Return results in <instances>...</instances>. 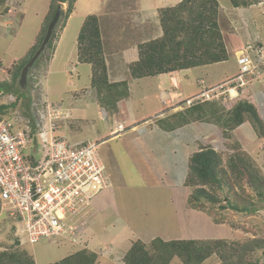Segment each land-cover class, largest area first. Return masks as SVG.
<instances>
[{
  "label": "rangeland",
  "instance_id": "obj_1",
  "mask_svg": "<svg viewBox=\"0 0 264 264\" xmlns=\"http://www.w3.org/2000/svg\"><path fill=\"white\" fill-rule=\"evenodd\" d=\"M178 1L77 0L64 33L61 31L64 21L62 15L68 3H62L63 12L55 32L58 35L63 33V36L53 66L50 68L52 59L47 61L46 67L44 65L47 48L29 70L27 84L19 85L18 78V90L1 92L0 104L16 102L8 111L6 119L13 120L17 129L29 131L30 134L35 125L37 136H30L29 150L42 145L40 133L47 132L50 127L47 121H51L59 126L55 134H65L68 139L75 135L78 141L99 143L98 151L108 165L113 184H124L117 194L113 191L115 196H112L111 202L109 196L106 198V208L101 215L96 214L93 205L88 207L90 220L76 243L68 241L66 244H56L43 240L30 244L24 233L20 238L19 225L6 208L0 205V251L12 247L18 237L20 247L26 248L33 255L36 264L58 261L83 246L100 254L96 264H126L123 257L135 240L141 239L149 244L159 236L165 240L226 239L229 243L238 244L260 240L264 245V210L248 215L233 214V211L228 210L227 218L233 219V222L218 226L212 214L188 205L187 198L192 189L184 186L189 157L208 145L221 152L226 160L237 149L236 144L240 143L241 149L252 157L264 174V138L257 136L249 119L234 129L231 137L224 136L223 128L214 122L197 121L172 132L160 127V120H156L188 108L185 104L186 108H181L182 105L176 103V108L172 106L170 110V104L161 103L162 94L168 92L172 101L191 97L199 91L198 79H204L209 85L218 84L239 71L236 52L244 48L243 42H250L258 36L264 45V0L260 1L261 4H253L249 11L233 8L230 0H219L223 8L219 22L229 59L213 65L185 69L187 73H180L182 82L178 81L180 90L174 91L170 87L164 89L165 85H169L168 76L164 75V78L156 75L136 80L130 77L129 65L138 58L137 45L161 33L156 7L176 5ZM6 4L8 11L2 13L0 8V67L4 70L0 71V81H11L14 65L33 46L50 11V0H7ZM89 14L100 16L111 80L125 78L132 81V97L120 102L123 111L119 112L120 117L107 113L98 105L96 91L91 85L92 67L77 59V37ZM252 44H255V40ZM41 57L44 62L42 67H38L36 64ZM164 95L163 98L169 99ZM241 98L256 103L264 120V69L258 82L239 95L238 99ZM53 107L61 112L53 113ZM127 117L129 119L123 123L126 129L119 134L114 128L116 120ZM127 123L140 125V130H133ZM144 127L152 133L156 129V133L161 130V133L172 132L175 135L176 139L168 147L167 156L160 154L161 143V147L151 143L148 148L141 144V151L147 157L142 156L139 149L141 140L133 135L139 133L142 138ZM160 181L165 185L163 190ZM215 216H219V212ZM93 217L96 218L92 222ZM255 259L263 263L264 247L258 248L253 254L252 260ZM219 262L221 258L214 253L202 264ZM171 264L183 263L175 257Z\"/></svg>",
  "mask_w": 264,
  "mask_h": 264
},
{
  "label": "trees",
  "instance_id": "obj_2",
  "mask_svg": "<svg viewBox=\"0 0 264 264\" xmlns=\"http://www.w3.org/2000/svg\"><path fill=\"white\" fill-rule=\"evenodd\" d=\"M260 1L230 0L236 8L249 7ZM6 2L7 0H0L2 13L9 9ZM76 2L77 0H50V11L35 44L14 65L11 81H0V93L18 90L21 69L43 41L58 4L68 3L62 15L63 31L75 10ZM220 12L219 0H181L174 6L160 8L161 34L137 45L138 59L129 65L130 77L171 74L178 70L227 61L229 52L219 22ZM60 37L61 34L54 31L47 45L46 61L41 57L36 66L42 67L44 62L46 67L47 61L56 51ZM255 43L262 46L259 40ZM106 53L100 16L89 14L77 37L78 61L92 67L91 85L96 91L98 105L107 113L115 114L119 111V101L130 96V87L128 80H111ZM15 105L16 102L0 104V118L6 119L8 111ZM247 119L255 128L257 136L264 138V120L258 106L245 98L234 99L228 103L196 104L183 112L159 119V125L173 131L197 121L214 122L223 128L224 136L231 137V132ZM32 129L29 135L35 138L37 132L34 124ZM236 148L226 160L211 145L201 147L189 157L184 186L192 190L187 203L195 210L212 214L213 221L218 226L228 221L233 222V219L227 218L228 210L233 211V214L243 215L264 210V174L252 157L241 149L240 143L236 144ZM217 212L219 216H215ZM19 240L16 237L12 247L0 251V264H36L33 255L26 248L20 247ZM262 245L260 240L238 244L229 243L226 239L165 240L156 237L149 244L141 239L135 240L123 260L126 264H171L178 257L183 264H202L216 253L221 258L218 264H260L259 259H252L257 249L264 247ZM99 256L97 251L83 246L50 264H96Z\"/></svg>",
  "mask_w": 264,
  "mask_h": 264
},
{
  "label": "built area",
  "instance_id": "obj_3",
  "mask_svg": "<svg viewBox=\"0 0 264 264\" xmlns=\"http://www.w3.org/2000/svg\"><path fill=\"white\" fill-rule=\"evenodd\" d=\"M252 43L238 52L236 75L215 85L200 80L199 91L184 99L186 106L225 103L259 80L264 50ZM0 71L4 70L0 67ZM54 112L61 111L53 107ZM47 124L50 127L42 137L43 149L29 150V131L17 129L13 120L0 118V204L19 225L20 238L24 233L28 243H76L90 220L88 207L110 184L107 166L97 142L72 143L55 134L59 126L51 121Z\"/></svg>",
  "mask_w": 264,
  "mask_h": 264
},
{
  "label": "crops",
  "instance_id": "obj_4",
  "mask_svg": "<svg viewBox=\"0 0 264 264\" xmlns=\"http://www.w3.org/2000/svg\"><path fill=\"white\" fill-rule=\"evenodd\" d=\"M166 1H169V2H171V1H173V3H175L177 0H166ZM179 1H181V0H179ZM178 1V2H179ZM177 2V3H178ZM259 3V2H258ZM262 2H260L259 4H261ZM144 5V4H143ZM258 5V4H257ZM145 6V5H144ZM252 6V5H251ZM251 6H249V7H240V8H236V7H233V8H235V9H238V10H240V11H249L251 8ZM256 6V5H255ZM162 7V6H161ZM221 7H222V5H221ZM156 8H159V7H156ZM221 10H223V8L221 9ZM221 13V12H220ZM66 28V27H65ZM64 31H65V29L62 31L63 33H64ZM237 31H240L238 28H237ZM63 33H62V35H61V37H60V39H59V41H58V43H57V47H56V51H55V53H54V55H53V57L51 58L52 60H51V63H50V68L53 66V64H54V59H55V57H56V52H57V50H58V47H59V44H60V41H61V39H62V36H63ZM37 38V37H36ZM254 39H256V40H259L260 41V37H256V38H254ZM253 38H252V40H254ZM35 42H36V40H35ZM247 42H249L248 40H246L245 42H243V45L245 44V43H247ZM261 42V41H260ZM262 43V42H261ZM34 45V44H33ZM262 45H263V43H262ZM264 46V45H263ZM263 49H264V47H263ZM28 51V50H27ZM138 59V58H137ZM183 72H186L187 73V70L185 71V70H178V71H174V72H172L171 74H159V75H157V76H162V77H164L165 78V76L164 75H166V76H168L169 77V85H165L164 86V89L166 88V87H170V88H172L174 91H179L180 89H179V86H178V81L179 82H182V78L180 77V73L182 74ZM110 73V72H109ZM185 73V74H186ZM179 75V76H178ZM153 77H156V76H153ZM136 80H139L140 78H135ZM142 79V78H141ZM200 79H202V78H200ZM122 80H125V78H119V79H116L115 81H122ZM199 80V79H198ZM223 81V80H222ZM131 84H132V81H130L129 82V87H130V96L129 97H132V89H131ZM166 90H168V88H166ZM163 95L164 94H162V98H161V103L162 102H164L165 104H170V107H169V109L171 110V108H172V106L174 107V108H176L175 107V104H176V102L177 101H180V100H182V99H184V98H177V99H173V101L171 100V96H170V94H168V92H166L165 93V95L164 96H166V97H168L169 99H166V98H163ZM128 97V98H129ZM159 97V95L158 94H156V98H158ZM128 98H126V99H128ZM126 99H123V100H126ZM123 100H120L119 101V111L117 112V113H115V114H113V116H115V117H120V113L119 112H123L122 111V109H121V105H120V102H122ZM258 106V105H257ZM259 108V107H258ZM173 114V113H172ZM140 117H143V116H140ZM129 119V117H127L126 119L125 118H123V119H121V120H116L117 121V124H120V123H126L127 122V120ZM147 119V118H146ZM161 119V118H160ZM115 120V119H114ZM156 120H159V118L158 119H156ZM144 122H145V119L143 120ZM158 122V121H157ZM116 124V125H117ZM148 124V123H147ZM116 125L114 126V128L116 127ZM127 125H129V126H131L132 127V129L133 130H140V125H135V124H132V123H127ZM187 125H189V124H187ZM184 126H186V125H184ZM180 129V128H179ZM143 131H145L143 134H142V138L141 137H139V133L138 134H136V135H133V136H136V137H134V138H138V139H140L141 141H139L140 142V145H139V149H140V151H141V144H143V145H145V147H149V146H151V143L152 144H155L156 146H158V147H161V144H162V150H161V152H160V154H162L163 156H167V151H168V147H170L171 145H172V143L174 142V139H176V137H175V135L172 133L173 131H175V130H173L172 132H171V134H170V132H164V133H161V130L159 131V132H157L156 133V129L155 130H152L153 131V133L157 136V138L153 135V133L152 132H150V131H148L147 130V127H144V130ZM64 136H66L65 134H63ZM118 136V135H117ZM144 136V137H143ZM71 137V139H73V140H71L70 138V140L72 141V142H74V143H79V142H84V141H78L77 139H78V137H76L75 135H71L70 136ZM114 137H116V136H114ZM175 137V138H174ZM87 141V140H86ZM161 143V144H160ZM164 143H166V144H164ZM141 153H142V151H141ZM142 156L143 157H147L145 154H143L142 153ZM114 158H115V161L117 162V164L119 165V163H118V158L114 155ZM185 159V158H184ZM173 161V160H172ZM111 163V162H110ZM107 164V163H106ZM140 164H142V163H140ZM108 175H109V177H110V179H109V181L111 180L112 182H110V184H109V186L107 187V188H105V189H103L102 191H100L95 197H94V199H93V207H94V209H95V212H96V214L98 215V214H102L104 211H105V208H106V198L109 196L110 197V202H111V198H112V196H115L114 195V192L113 191H115V193L117 194V191H120V188H123V182H121L120 183V186H115L114 184H113V178H112V176L110 175V172H109V170H108ZM107 175V176H108ZM118 175H119V177L121 178V176H120V174L118 173ZM124 179H126L125 177H124ZM160 185H161V190H163V188L165 187V185L160 181ZM116 188H119V190H116ZM119 208V207H118ZM119 211H120V208H119ZM120 214H121V211H120ZM97 217V216H96ZM96 217H93V218H91V221L93 222L94 221V219L96 218ZM160 237V236H159ZM156 238V237H155ZM154 239V238H153Z\"/></svg>",
  "mask_w": 264,
  "mask_h": 264
},
{
  "label": "water",
  "instance_id": "obj_5",
  "mask_svg": "<svg viewBox=\"0 0 264 264\" xmlns=\"http://www.w3.org/2000/svg\"><path fill=\"white\" fill-rule=\"evenodd\" d=\"M62 11H63V4L59 3L54 16L48 25L47 32H46V34L43 38V41L41 42L39 48L36 50V52L34 53L32 58L21 69L20 76H19V85L22 86V85L27 84V78H28L29 70L31 69V67L35 63L36 59L41 55V53L46 49L47 45L49 44L51 37L54 33V29L60 20Z\"/></svg>",
  "mask_w": 264,
  "mask_h": 264
},
{
  "label": "clouds",
  "instance_id": "obj_6",
  "mask_svg": "<svg viewBox=\"0 0 264 264\" xmlns=\"http://www.w3.org/2000/svg\"><path fill=\"white\" fill-rule=\"evenodd\" d=\"M180 2V1H179ZM177 4V3H176ZM256 4V3H255ZM175 5V4H174ZM174 5H171V6H174ZM168 6H170V5H168ZM163 7H167V6H162V7H159V8H157V10L156 11H158L159 12V10H160V8H163ZM75 11V10H74ZM63 12V11H62ZM69 20V19H68ZM67 23H68V21H67ZM159 24H160V22H159ZM54 31H55V29H54ZM161 34V33H160ZM53 36V35H52ZM52 38V37H51ZM37 39V38H36ZM255 41H256V39H254ZM250 42H253V40H251ZM247 43H249V42H247ZM247 43H245L244 44V47L246 46V44ZM35 44V43H34ZM47 48V47H46ZM262 48H263V45H262ZM243 48H240L239 50H237V52H236V54H237V57H238V52L239 51H241ZM264 50V49H263ZM77 59H78V54H77ZM238 61V60H237ZM109 66V65H108ZM190 69V68H189ZM183 70H185V69H183ZM238 73V72H237ZM236 73V74H237ZM235 74V75H236ZM233 77V76H232ZM231 78V77H230ZM229 79V78H228ZM200 80H204V79H199L198 80V86H199V81ZM227 80V79H226ZM223 81H225V80H223ZM204 82L206 83V81L204 80ZM222 82V81H221ZM256 82H258V80L257 81H255L254 83H253V85L256 83ZM207 84V83H206ZM215 84H217V83H215ZM215 84H211V85H215ZM207 85H209V84H207ZM253 85H251V86H253ZM250 86V87H251ZM249 88V87H248ZM247 88V89H248ZM246 91V90H245ZM241 95V94H240ZM184 99H186V98H184ZM184 99H182L183 101H178V102H176V103H178L179 105H182L181 106V108H186V106H184ZM234 99H238V97H236V98H234ZM233 99V100H234ZM230 101H232V100H230ZM230 101H227V102H225V103H228V102H230ZM208 102H220V103H224V102H222V101H208ZM181 103H183V104H181ZM205 103V102H204ZM201 104V103H200ZM186 105V104H185ZM54 106H56V105H54ZM194 106V105H193ZM191 107V106H190ZM112 115V114H111ZM116 132H118L119 134L121 133V132H123V131H125V125L123 124V123H120V124H118V125H116ZM57 130V129H56ZM47 132H48V130H47ZM47 132H42V134H44V136H42V135H40L41 137H40V140L42 141V137H43V139H44V137H46L47 136ZM41 134V133H40ZM56 135H58V134H56ZM60 136H63V135H60ZM64 137H66L67 138V136H64ZM39 139V138H38ZM68 139V138H67ZM69 141L70 142H72L70 139H69ZM91 141V140H90ZM37 143H38V140H37ZM72 143H74V142H72ZM43 144V143H42ZM99 144V143H98ZM42 145H40L39 144V147H41ZM35 150H36V148H34ZM104 160V159H103ZM106 163V162H105ZM106 166H107V174H108V165L106 164ZM109 176V175H108ZM109 179H110V177H109ZM110 182H112L111 180H110ZM217 225V224H216Z\"/></svg>",
  "mask_w": 264,
  "mask_h": 264
}]
</instances>
